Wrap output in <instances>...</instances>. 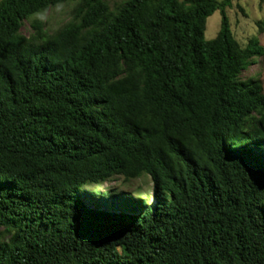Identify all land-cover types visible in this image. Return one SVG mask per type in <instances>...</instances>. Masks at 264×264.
<instances>
[{
	"label": "trees",
	"instance_id": "obj_1",
	"mask_svg": "<svg viewBox=\"0 0 264 264\" xmlns=\"http://www.w3.org/2000/svg\"><path fill=\"white\" fill-rule=\"evenodd\" d=\"M232 1L0 0V264H264V48ZM142 178L149 205L97 189Z\"/></svg>",
	"mask_w": 264,
	"mask_h": 264
},
{
	"label": "rangeland",
	"instance_id": "obj_2",
	"mask_svg": "<svg viewBox=\"0 0 264 264\" xmlns=\"http://www.w3.org/2000/svg\"><path fill=\"white\" fill-rule=\"evenodd\" d=\"M111 8H114L124 0H106ZM74 3L59 5L50 8L44 13L33 16L29 21H40L44 24L47 32H53L62 24L70 20V12ZM227 15L230 21L231 29L234 37L244 46L252 37H257L260 45L264 48V27L260 29L257 22H264V0H233L232 7L227 9ZM27 21L23 25L22 32L29 37L32 33L30 22ZM220 28V15L215 12L207 19L205 38L212 39L217 35ZM256 75L264 86V56L260 61L251 66L248 72L244 73V77ZM151 183L149 178L134 180L125 184L120 179L112 180L98 187V191L104 192L108 189L125 190L131 193L135 200H141L142 205H149L153 202L154 192L150 190ZM98 200L99 196H95ZM120 203L119 201L116 202ZM114 204V205H116ZM119 206V204H117ZM131 207L128 203L121 204V208L127 209ZM141 207V206H138Z\"/></svg>",
	"mask_w": 264,
	"mask_h": 264
}]
</instances>
